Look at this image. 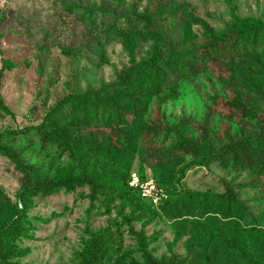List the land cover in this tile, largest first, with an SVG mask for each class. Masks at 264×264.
<instances>
[{"label":"rangeland","instance_id":"374dc122","mask_svg":"<svg viewBox=\"0 0 264 264\" xmlns=\"http://www.w3.org/2000/svg\"><path fill=\"white\" fill-rule=\"evenodd\" d=\"M154 1L0 0V147L18 152L21 162L34 166L39 177L66 179L86 172L107 179L111 188L93 207L88 188L48 199H25L23 175L0 154V224L10 225L20 212L27 226L18 244L24 257L12 263L80 264L89 234L100 233L109 246L105 264L140 260L143 241L155 257L179 256L186 264H264V184L254 174L235 172L218 163L205 165L176 151L179 134L199 144L196 125L207 121L214 98L225 97L229 86L217 80L206 61L198 60L197 51L210 36L229 34L228 25L236 19L264 24V0H170L171 9L157 20L159 29L168 39L174 33L172 46L177 54H183L186 46L196 50L193 72L170 78V83L155 82L152 88L151 82L142 86L133 82L124 93H114V106L121 102L130 109L140 103L144 120H152L159 109L170 130L157 137L153 146L145 148L140 141L133 157L124 149L105 152L99 145L97 150L74 145L72 155L63 154L56 145L42 148L37 131L13 133L42 125L68 96L110 88L133 65L149 61L154 44L149 31L124 16L135 3L143 12ZM74 5L84 13L71 12ZM85 8L94 13V23L86 18ZM112 13L120 17H111ZM126 35L139 44L134 53L126 49ZM263 50L257 54L264 63ZM163 52L170 51L163 48ZM251 56L236 63L235 86L242 98L255 101L251 91L255 85L264 87V72L249 63ZM100 117L94 118L95 125ZM209 120L213 149L224 144L228 132L246 138L258 129L255 121L239 126L234 118L218 114ZM125 121L131 124L133 115ZM200 147L206 157L209 146ZM133 175L155 183L162 191L164 197L157 206L145 200L152 207L140 205L130 193ZM225 185H248L237 192L254 220L226 213L178 217L182 204L176 209L170 204L181 198L189 204L202 193H223Z\"/></svg>","mask_w":264,"mask_h":264},{"label":"trees","instance_id":"16d2710c","mask_svg":"<svg viewBox=\"0 0 264 264\" xmlns=\"http://www.w3.org/2000/svg\"><path fill=\"white\" fill-rule=\"evenodd\" d=\"M170 3V0H155L153 7L143 12L138 10L135 3L131 12L124 16L128 21L143 24L149 31V39L154 43L153 55L149 61L133 65L128 72L122 74L121 81L110 88H103L96 93L87 92L68 96L46 116L42 125L13 132L14 135H28L31 131H37L42 148L56 145L63 154L72 155L74 145L85 146V148L88 146L93 150H97L99 145L101 150L104 148L108 153L124 149L131 157L137 152L140 141H144L146 148L148 145L153 146L154 140L163 133L168 135L170 130L163 123L159 109L155 110L152 120H144L145 110H141L140 103H136L130 109L124 108L121 102L114 106L115 96L113 95L117 91L124 93L133 82L141 86L151 82L150 88H152L155 82L170 83V78H179V75L183 73L193 72L192 63L196 50L184 44L186 46L184 53L177 54L178 49L172 46L176 40L174 33H171L168 39L159 29L157 20L171 9ZM70 8H72L71 12L84 13V10L77 5ZM85 11L88 13L86 18L90 23H94V13L90 11V8H85ZM104 14L107 15L108 12ZM110 15L114 18L120 17L117 13ZM228 27L229 34L210 36L201 46L200 52L197 51L198 60L207 62L209 70L217 80L228 82L227 95L214 98L207 121L196 125L200 135L199 144L179 134L176 151L183 156H191L195 160L203 161L205 165L218 163L221 167L231 168L235 172L254 174L257 176V181L264 184V87L253 86L251 93L255 95L256 100L252 101L249 97L242 98L235 86L237 78L235 65L238 60L248 55L252 54L249 63L253 64L258 71L264 72V63L257 54L259 49H264V24L254 19H236ZM124 44L131 53H134L139 45L134 41V37L129 35L124 36ZM163 48L170 52L166 54ZM187 57L193 59L188 60ZM2 76L3 74L0 76V92ZM142 94L147 95L146 92ZM0 105H3L1 95ZM131 114L133 122L128 124L125 118ZM214 114L234 118L239 126H244L248 120L255 121L258 129L254 131L253 136L249 135L246 138L232 137L228 132L223 138L224 144L222 143L218 149H213L210 147L209 119ZM99 116L102 119L95 125L94 120ZM200 145L209 146L206 157L202 155ZM141 150L144 149L141 148ZM0 154L13 162L16 169L23 175L21 189L25 199H48L60 193L72 194L80 189L88 188L93 207L101 197L106 195L107 191L111 190L107 186V179L89 176L86 172L66 179L42 178L38 176L34 166L23 164L18 152L12 148L0 147ZM252 185L255 186V184ZM247 186L225 185L223 193H202L189 204H186L187 200L183 198L171 201L170 204L174 209L179 203L182 204L183 212L180 210L178 217L203 218L208 213L216 215L226 213L233 215L236 219L253 217L254 220L251 211L240 200V194L237 192L238 189L242 190ZM128 190L137 196L140 205L152 207L141 199L138 191L130 187ZM138 207L139 205L134 206V213L137 212ZM26 229L24 215L20 212L14 216L10 225L0 224V264H18V262H12L24 257V253L18 249V244ZM89 236L90 239L86 243L80 264H105L109 251L108 244L100 233H91ZM148 248L143 241L140 260L128 263L117 260L115 264L187 263L179 256L157 258Z\"/></svg>","mask_w":264,"mask_h":264},{"label":"built area","instance_id":"2783aa9c","mask_svg":"<svg viewBox=\"0 0 264 264\" xmlns=\"http://www.w3.org/2000/svg\"><path fill=\"white\" fill-rule=\"evenodd\" d=\"M130 186L140 191L141 199L151 203V205H158L161 198L164 197L162 191L155 183L142 182L139 176L133 175Z\"/></svg>","mask_w":264,"mask_h":264}]
</instances>
